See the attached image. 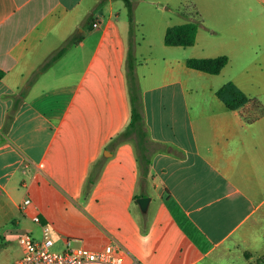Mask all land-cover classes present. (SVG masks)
Returning a JSON list of instances; mask_svg holds the SVG:
<instances>
[{
  "label": "crops",
  "instance_id": "crops-1",
  "mask_svg": "<svg viewBox=\"0 0 264 264\" xmlns=\"http://www.w3.org/2000/svg\"><path fill=\"white\" fill-rule=\"evenodd\" d=\"M119 1L0 0V212L40 214L66 248L75 236L55 235L39 203L55 192L92 227L77 246L116 240L143 264L257 263L264 255V96L254 88L264 91V80L244 71L264 65V50L243 72L227 70L255 42L264 49V0H150L195 4L202 18L195 44L165 43L160 55L146 37L130 38ZM72 37L77 42L59 54ZM130 47L144 144L135 133L117 138L132 118ZM220 55L229 62L217 74L187 65L190 57ZM228 81L251 98L239 109L217 94ZM143 196L152 198L146 212L137 201Z\"/></svg>",
  "mask_w": 264,
  "mask_h": 264
},
{
  "label": "rangeland",
  "instance_id": "rangeland-1",
  "mask_svg": "<svg viewBox=\"0 0 264 264\" xmlns=\"http://www.w3.org/2000/svg\"><path fill=\"white\" fill-rule=\"evenodd\" d=\"M133 2V23L130 21L128 8L123 1H119L118 3L122 7V16L128 19L129 27L133 28V36H136L135 40H139V38L141 40L142 37H146V39L153 43L154 55L162 54V47L165 45L166 26H168V24L169 26H172L182 22L202 21V18L196 14V9H194L193 5L189 3L182 4L179 2L175 3L174 1V3L166 5L165 3H154L150 0H133ZM259 43L255 42L253 44L254 49L251 48L249 53L243 54L238 62L228 68L227 72L230 73V76H234L238 72H243L242 68L244 66L248 65L252 59L261 56L258 53H261L264 49L259 46ZM136 61L138 62V60ZM244 74L251 80H264V65L260 66L258 63L252 64L249 66V69L244 71ZM254 89L264 96V91H261L260 87L255 86ZM91 187V183L88 182L85 189L88 190L91 189ZM24 191L25 190L22 189V195L24 194ZM39 203L51 217V224L55 231L54 234L59 233L62 236L71 234L75 236L72 237L73 246L81 244L80 241L75 239L79 238L77 236L92 231L91 225L88 224L84 218H81L79 213L71 209L67 210V207L60 199V195L55 192L53 194L52 202H49L48 196L47 198H41ZM107 218L108 217H106V219ZM13 219H21L22 221L15 225L11 221ZM8 229L7 241L0 239V242L3 243L0 247V264H15V261L22 256L23 249L19 237L23 230L31 229L37 237L41 236V226L34 222L33 219L24 216L20 210L12 211V209H9L6 212H0V232L3 234V232H6ZM54 249L58 251L64 249L63 239L57 240Z\"/></svg>",
  "mask_w": 264,
  "mask_h": 264
},
{
  "label": "trees",
  "instance_id": "trees-1",
  "mask_svg": "<svg viewBox=\"0 0 264 264\" xmlns=\"http://www.w3.org/2000/svg\"><path fill=\"white\" fill-rule=\"evenodd\" d=\"M130 14V21L133 23L134 2L133 0H123ZM196 9V14L201 16L198 7L192 4ZM201 21H188L182 24H175L169 26L166 35L165 43L170 46H184L188 47L195 44L198 36L199 26ZM133 28H130V38L133 36ZM132 32V33H131ZM77 42V38L72 37L67 43L60 49V53H64L71 45ZM229 57L227 55H220L216 57H190L187 59V65L192 68H196L209 73H220L224 67L228 64ZM50 62L44 64L40 69L36 70L32 78L29 80L26 88H29L38 75L45 70ZM137 61L136 55L133 51V47H130L127 62V77L129 85V93L132 104V118L128 127L121 132L117 138L124 139L129 137L132 133H135L139 144H144L149 141L148 132L145 127L143 114L141 112V86L139 77L137 74ZM218 96L224 101L226 106L230 109H239L246 105L250 100V96L241 89L234 81H228L217 91ZM256 100V99H254ZM145 157L142 159V167L147 172L148 169L145 166ZM93 182V181H92ZM91 183V182H90ZM264 264V255L260 258L258 263Z\"/></svg>",
  "mask_w": 264,
  "mask_h": 264
},
{
  "label": "built area",
  "instance_id": "built-area-1",
  "mask_svg": "<svg viewBox=\"0 0 264 264\" xmlns=\"http://www.w3.org/2000/svg\"><path fill=\"white\" fill-rule=\"evenodd\" d=\"M31 204L32 199L28 197L22 208L26 209ZM33 220L41 224L42 235L36 237L29 230L20 235L23 253L16 264H143L125 245L116 240H110L100 248L88 245L73 246L68 241L66 248L55 250L56 239L51 226L42 224L40 214L34 215ZM130 256L132 260L128 261Z\"/></svg>",
  "mask_w": 264,
  "mask_h": 264
},
{
  "label": "water",
  "instance_id": "water-1",
  "mask_svg": "<svg viewBox=\"0 0 264 264\" xmlns=\"http://www.w3.org/2000/svg\"><path fill=\"white\" fill-rule=\"evenodd\" d=\"M151 200H152V198L149 196H143V197H139L137 199L142 211L146 212L148 210V207H149Z\"/></svg>",
  "mask_w": 264,
  "mask_h": 264
}]
</instances>
